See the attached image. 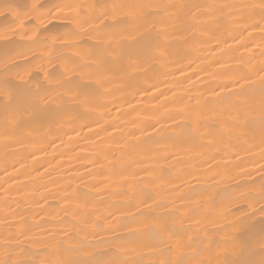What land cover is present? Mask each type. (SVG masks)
I'll return each mask as SVG.
<instances>
[{
    "label": "bare ground",
    "instance_id": "1",
    "mask_svg": "<svg viewBox=\"0 0 264 264\" xmlns=\"http://www.w3.org/2000/svg\"><path fill=\"white\" fill-rule=\"evenodd\" d=\"M0 264H264V0H0Z\"/></svg>",
    "mask_w": 264,
    "mask_h": 264
}]
</instances>
